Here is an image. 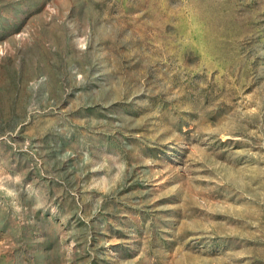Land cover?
I'll return each mask as SVG.
<instances>
[{
	"label": "rangeland",
	"instance_id": "obj_1",
	"mask_svg": "<svg viewBox=\"0 0 264 264\" xmlns=\"http://www.w3.org/2000/svg\"><path fill=\"white\" fill-rule=\"evenodd\" d=\"M0 264H264V0H0Z\"/></svg>",
	"mask_w": 264,
	"mask_h": 264
}]
</instances>
